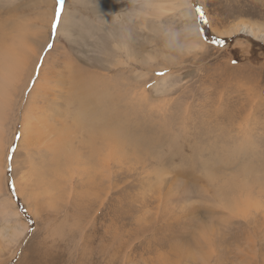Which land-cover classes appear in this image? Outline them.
<instances>
[{
	"label": "rangeland",
	"instance_id": "rangeland-1",
	"mask_svg": "<svg viewBox=\"0 0 264 264\" xmlns=\"http://www.w3.org/2000/svg\"><path fill=\"white\" fill-rule=\"evenodd\" d=\"M187 3L141 25L143 0H65L60 22L65 8L75 18L53 32L56 0H0V51L29 44L28 65L40 53L3 126L0 264H264V43L223 34L241 23L264 32V0ZM47 77L62 111L76 77L92 83L147 149L97 137V167L85 151L77 171L70 147L49 154L53 129L28 147L21 129L33 120L22 119Z\"/></svg>",
	"mask_w": 264,
	"mask_h": 264
},
{
	"label": "bare ground",
	"instance_id": "bare-ground-1",
	"mask_svg": "<svg viewBox=\"0 0 264 264\" xmlns=\"http://www.w3.org/2000/svg\"><path fill=\"white\" fill-rule=\"evenodd\" d=\"M188 3L187 0H146V1L143 0L145 9L141 11L139 10L140 15L138 16L139 17L138 22L139 24L144 25L146 19L145 16L149 14L159 16L162 13H164V11L169 7L171 8L174 7L173 10H177L181 6L186 5ZM149 7L151 8L150 12L148 10ZM68 9L69 8H65L63 12L61 22L59 24V28H63L62 26L67 21V19L69 21H72L75 18L73 15L72 16L70 15L71 13H69ZM50 20H51V12H49L47 22H45L44 19V22L46 23L44 24V27L46 26V30L50 25L49 24ZM44 27L40 26V28H44ZM33 30L34 31L38 30V28ZM236 32L246 34L252 38H256V37L260 38L259 40L264 43V32H259L258 29H254L250 25H245L243 23L230 27L228 31H223V34L229 35ZM21 44L22 45H18L16 47L13 46L8 49H3V51H0L1 52L0 53V184L4 170L3 156H2L4 155L3 154L4 132H5L3 127L4 121L8 115V112L11 110L12 104L14 103L13 99H14L15 91H17L18 89L17 84H21L20 88L22 89L21 90L22 93L24 90L23 87H25L28 84L32 76L35 63L37 62V58L40 54L39 53L37 57L34 58L33 62L32 63L30 62V65H28L32 53L34 51L32 49L33 46H29V44H25V43H21ZM116 48L119 50L127 49V44L125 42L123 43L119 42V45H117ZM43 61L45 63V59ZM117 62L119 64L122 63V59H119ZM44 63L42 65H44ZM43 70L44 67L43 68L41 67L40 72L42 73ZM76 78L71 82L70 90L66 98L67 107L63 111L61 110V106L64 105L65 99L62 97L61 92L55 88L57 86L56 81L48 77L45 78V83L42 85L39 92L34 91L37 85V83H35L33 90L29 94V98L31 100V109L28 111V113L24 115L25 119H22L23 122H25V120L30 121V119H32L33 121L31 122L32 125L28 124L27 126L25 125L22 126L21 140L22 141L24 140L25 144L28 147L30 146V148H33L32 146L34 144H37V142L34 141L35 133H37L39 138L43 139L46 134H42L41 130L43 132L45 129L47 130L53 129L55 137L53 140H48L49 142H51L50 146L48 147V150L50 151L49 154H53L57 151L63 152L65 146L70 147L71 149L70 153H72L73 155H68V161L72 164V166L77 168V171L80 165H84L85 161H83V158L85 151H87L86 161H89V163L93 161L95 163V166L97 167V137H101L102 139L112 140L116 142L118 146L120 145L121 147H123V150L124 148H130V150L134 149L136 153L138 151L141 153V150H138L141 148L144 151L145 148L147 147L146 146L147 140L144 139V134L142 133V131L137 132L136 129L132 128L133 126L130 127V122L127 121L128 119L121 120L123 116L126 117L125 115H121L122 117L118 115V111L122 108L117 107L118 111L115 108V110L112 113L110 112V114L108 113V111H106L108 114L106 115L103 111L104 109L102 110L101 108V103L99 104L102 95L99 92H95V90L94 91L86 90V88L92 85V83L90 82H88L86 85H82V88H79L80 86L76 84L77 83ZM96 80L98 81V79ZM96 80L95 81L91 80V81L97 82ZM164 80L165 77H162L160 80L155 82V85L153 84L154 87L164 89L165 88ZM92 100H94L95 102L93 101V104L91 106L90 104ZM96 102L98 105H96ZM47 109L51 110V113L49 115L46 113ZM123 113L124 111L121 114ZM62 116H64V119L59 122L58 120ZM57 124L58 127L53 128V125H57ZM134 127L136 128L137 126L134 125ZM79 139H80V143L77 142L79 141ZM48 156L50 158L48 159L49 162L47 164H50V169H52L54 172H60L63 169V167H65L66 169L67 163L66 164L64 163L66 162V159L63 155L60 158H57L58 156L56 157L54 155L52 156L48 155ZM89 163H85L87 164L86 166H88ZM37 170L39 177L42 176V172L39 169ZM2 212L4 213V210ZM16 229L19 230L20 235L24 231L23 227L15 228L12 234H9V236L15 234Z\"/></svg>",
	"mask_w": 264,
	"mask_h": 264
},
{
	"label": "snow or ice",
	"instance_id": "snow-or-ice-1",
	"mask_svg": "<svg viewBox=\"0 0 264 264\" xmlns=\"http://www.w3.org/2000/svg\"><path fill=\"white\" fill-rule=\"evenodd\" d=\"M56 3H57V7H56V11H55V19L53 20V24H52L53 32H55V30H56V28L60 22V16H61V13L63 11V6L65 3V0H56ZM196 12L199 14L198 19L204 23H207L206 16L203 12V9L201 7H197ZM212 42L215 44H222L223 43L222 40L215 39V38L212 40ZM49 47H51V45H49ZM158 75H164V73H158ZM13 190H14V185H13Z\"/></svg>",
	"mask_w": 264,
	"mask_h": 264
},
{
	"label": "trees",
	"instance_id": "trees-1",
	"mask_svg": "<svg viewBox=\"0 0 264 264\" xmlns=\"http://www.w3.org/2000/svg\"><path fill=\"white\" fill-rule=\"evenodd\" d=\"M205 30H206V28H205Z\"/></svg>",
	"mask_w": 264,
	"mask_h": 264
}]
</instances>
